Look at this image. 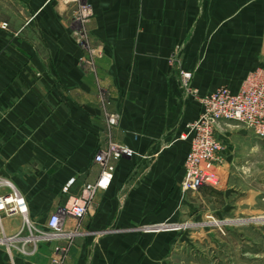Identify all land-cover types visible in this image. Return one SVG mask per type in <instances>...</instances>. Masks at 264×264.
<instances>
[{"label": "crops", "instance_id": "obj_1", "mask_svg": "<svg viewBox=\"0 0 264 264\" xmlns=\"http://www.w3.org/2000/svg\"><path fill=\"white\" fill-rule=\"evenodd\" d=\"M88 2L92 16L81 22L83 2L0 0V195L17 190L44 230L99 178L102 144H125L134 157L95 194L67 255L56 252L65 243L16 238L22 219L3 217L0 264H149L151 241L162 237L151 233L175 230L193 209L182 189L190 140L181 136L201 106L186 96L179 69L202 95L236 92L264 70V0ZM229 126V152L263 146Z\"/></svg>", "mask_w": 264, "mask_h": 264}, {"label": "built area", "instance_id": "obj_2", "mask_svg": "<svg viewBox=\"0 0 264 264\" xmlns=\"http://www.w3.org/2000/svg\"><path fill=\"white\" fill-rule=\"evenodd\" d=\"M64 2H83L80 6L78 20L87 22L92 16V6L88 0H62ZM8 29V24L1 26ZM174 60L171 61L173 63ZM181 86L187 90L201 106L198 118L188 126V133L181 136L190 140V149L184 162L185 175L182 189L185 192H197L205 185H215L217 175L211 171L220 165L222 144L218 130L222 124L242 126L255 138L264 141V70H257L248 75L238 91L221 87L216 91L202 95L192 87V73L179 69ZM119 116L111 115L108 120L112 126L119 124ZM134 151L117 141L102 144L94 158L100 169V176L95 183L84 185L78 196H71L60 211L50 215L44 230L37 229L29 219L28 204L25 198L15 189L0 195V222L3 217L22 219L16 238L29 232L35 243L62 242L65 245L56 247V252L68 253V243L77 234V227L89 213L95 194L110 188L117 163L123 158H133ZM219 181V180H218ZM75 179H71L64 188L69 192Z\"/></svg>", "mask_w": 264, "mask_h": 264}, {"label": "rangeland", "instance_id": "obj_3", "mask_svg": "<svg viewBox=\"0 0 264 264\" xmlns=\"http://www.w3.org/2000/svg\"><path fill=\"white\" fill-rule=\"evenodd\" d=\"M229 125L243 128L235 124H222L223 130L219 127L220 165L211 169L217 183L197 192L183 191L193 209L182 213L175 230L151 233L162 237L151 241L149 264H264V144L245 154L229 152L224 136L232 128ZM237 156H243V161H228Z\"/></svg>", "mask_w": 264, "mask_h": 264}]
</instances>
